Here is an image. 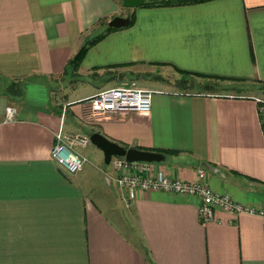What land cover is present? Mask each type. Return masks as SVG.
<instances>
[{"label":"crops","instance_id":"1","mask_svg":"<svg viewBox=\"0 0 264 264\" xmlns=\"http://www.w3.org/2000/svg\"><path fill=\"white\" fill-rule=\"evenodd\" d=\"M119 2L0 0V264H264V214L216 210L200 223L192 196L146 191L125 199L114 171L107 176L98 167L96 147L87 150L95 164L73 174L51 160L59 128L83 135L88 125L124 147L173 150L151 168L188 181L201 167L214 192L264 212L255 94L264 86V0L134 8ZM125 15H133L130 25L105 33L76 68L67 63L110 18ZM174 67L223 78L214 83L229 88L163 86L161 74L176 73ZM127 74L157 80L146 88L150 110L86 117L82 99L102 86L134 83H124ZM68 75L69 86L76 75H93L94 91L68 100Z\"/></svg>","mask_w":264,"mask_h":264},{"label":"built area","instance_id":"2","mask_svg":"<svg viewBox=\"0 0 264 264\" xmlns=\"http://www.w3.org/2000/svg\"><path fill=\"white\" fill-rule=\"evenodd\" d=\"M152 91L129 85L102 89L89 97L82 99L83 112L86 117L94 118L126 112L147 113L151 106ZM257 102L264 103L261 99ZM264 108L261 105L262 109ZM261 123L264 127V115ZM12 109H5V119L10 120ZM89 143L88 136L78 133L63 132L60 128L54 133L50 148L51 160L65 173L73 174L79 171L85 162L75 147H83ZM110 167L115 173V183L124 191L125 199L133 200L140 192L164 191L174 195L192 196L198 199L197 215L200 223L214 219V212L220 210L230 215L264 214L261 210L234 201L227 193L214 192L205 182V170L196 169L193 180L172 178L160 170H153L151 163L126 161L123 157H111Z\"/></svg>","mask_w":264,"mask_h":264},{"label":"rangeland","instance_id":"3","mask_svg":"<svg viewBox=\"0 0 264 264\" xmlns=\"http://www.w3.org/2000/svg\"><path fill=\"white\" fill-rule=\"evenodd\" d=\"M161 75L164 77V79L168 80V81H166V80H163V81L162 80H159V83H162L163 86H167L169 83H171V85L174 86L175 89H180L176 85L177 79L180 78L179 74L175 73L173 70H170L168 72V74H164L163 73ZM149 77L146 74H143V75H139V76L136 75V78H135V77H133V75L127 74V75H125V77H124L125 79L123 81L126 84H129V81H134L135 86L136 87H140V88H148L149 86L153 87L154 85H152V84H156L155 81H157V80H154V78H152L150 75H149ZM66 78H67V82H64V84H63L64 86H63L62 92L67 97L68 100H73V101L79 100L84 95L90 94L95 89L90 84L91 82H93V80H95V78L93 77V75H92V77L85 76V75H76L74 77L76 79L75 86H69L68 85V80L71 78L70 75H68ZM66 78L64 80H66ZM192 80H193L192 81V83H193V82H195L196 78H193ZM126 81H128V82H126ZM187 81H189V80H187ZM202 82H205V81H202ZM57 84H58V82H57ZM119 86H125V85L119 84V85H112V86H102L101 88H110V87H119ZM51 87H52V90L55 91V88L57 89L59 86H57L56 85V82L53 81L51 83ZM195 87L197 88L198 86L195 84V86H187L185 89H180V90H183L185 92H192L193 93L194 91H197L198 89H200V88L196 89ZM221 88H222L221 90L220 89L213 90V93L214 92H217V90H219V91L226 90L229 87H227V86L226 87L225 86H221ZM239 88H241V86H235V88H233V89H239ZM260 90H261V92H256V93L253 92V93H255L256 95L260 96L261 97V100L264 101V86H261L260 87ZM56 92H55L56 93L55 95L58 96V91H56ZM250 93L252 94L251 91H250ZM260 110H262L261 111L262 112V115H264V108H262ZM64 129H66V128H64ZM80 131H81V133L83 135H86V136H88L91 133L90 128L88 127V125L84 126ZM94 148H95V146L92 145L90 142L85 147H83V148L82 147H75V150L80 155L82 154L83 157L85 158V162L83 163V164H85V166H88L89 167V166L95 164L94 157L90 153L87 152L88 149H94ZM98 164H99L98 167H100V169L102 171H104L105 175L109 176V174H113L110 165L109 164H107V165L103 164V162H102V153H100V161H99ZM100 174H102V173H100ZM113 190H114V188H113ZM116 203H117V206L120 209L122 207V203H121V200L119 199L118 196H117V199H116ZM121 210L123 211V207L121 208Z\"/></svg>","mask_w":264,"mask_h":264},{"label":"trees","instance_id":"4","mask_svg":"<svg viewBox=\"0 0 264 264\" xmlns=\"http://www.w3.org/2000/svg\"><path fill=\"white\" fill-rule=\"evenodd\" d=\"M205 1H209V0H144L141 6L143 7L178 6V5H184V4L200 3V2H205ZM129 17H130L129 18V25H130L133 22V15H130ZM113 29L114 28L106 26L103 32L93 36L92 38L86 39L81 45V47L78 49V51L72 56V58L68 60L67 63L73 66L74 68H76L77 65L80 63V61L82 60V58L84 57L86 51L89 49V47H91L97 41H99L104 36L105 33ZM174 70L180 76V78H178L176 81V85L180 89H185L187 86H193V83H192L193 78H196L197 80L199 79L198 80L199 83L198 84L196 83L198 87L197 88L195 87V88L196 89L200 88V89L195 91L196 93L204 92V91L210 92L216 89H220L219 86H216V84L214 83V80L223 79V78H217V76H210L206 74L188 72V71L181 70L175 67H174ZM202 81H205V82H202ZM261 84L264 85V82ZM9 86H15V85L11 83ZM258 103L264 106V103H261V102H258ZM262 128L264 131V127ZM173 152H174L173 150H163L162 151V153H173Z\"/></svg>","mask_w":264,"mask_h":264},{"label":"water","instance_id":"5","mask_svg":"<svg viewBox=\"0 0 264 264\" xmlns=\"http://www.w3.org/2000/svg\"><path fill=\"white\" fill-rule=\"evenodd\" d=\"M144 0H120V4L124 8H134L140 6ZM129 16H113L106 25L111 28H118L128 25ZM89 142L99 149L102 153V162L107 165L111 157H123L126 161L139 162H160L164 159L161 152L142 150L132 146L124 147L113 141L108 140L98 132H92L88 135Z\"/></svg>","mask_w":264,"mask_h":264}]
</instances>
